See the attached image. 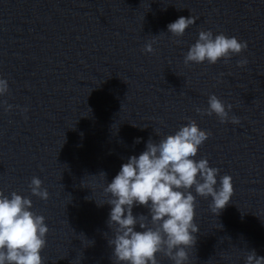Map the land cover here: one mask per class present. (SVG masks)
<instances>
[{
  "label": "water",
  "instance_id": "obj_1",
  "mask_svg": "<svg viewBox=\"0 0 264 264\" xmlns=\"http://www.w3.org/2000/svg\"><path fill=\"white\" fill-rule=\"evenodd\" d=\"M180 17L196 22L177 38L167 25ZM201 30L247 50L185 66ZM0 78L9 89L0 96V191L29 198L45 218L43 264H116L105 187L149 139L189 120L211 133L194 159L219 170L217 187L230 176L234 192L219 215L196 196L188 264H246L252 250L264 257V0H0ZM211 95L232 105L238 125L195 111ZM33 177L47 201L32 196ZM133 215L151 219L143 206Z\"/></svg>",
  "mask_w": 264,
  "mask_h": 264
},
{
  "label": "clouds",
  "instance_id": "obj_2",
  "mask_svg": "<svg viewBox=\"0 0 264 264\" xmlns=\"http://www.w3.org/2000/svg\"><path fill=\"white\" fill-rule=\"evenodd\" d=\"M195 17H180L167 25L174 37H182ZM153 39L143 49L154 54ZM247 42L221 33L201 30L198 40L184 57V64H217L221 59L227 63L233 55L247 50ZM248 61H238L243 68ZM9 91L8 83L0 78V96ZM6 104V102H5ZM12 106L7 105L6 111ZM232 105L215 95L208 98L207 109L196 108L201 116L215 115L220 123L238 125V117L229 116ZM27 111V109H23ZM136 127L135 125H133ZM211 133L200 130L196 121L189 120L174 135L154 143L151 139L146 150L138 157L131 156L122 164L119 173L104 191L110 196L107 204L111 206L108 226L113 231L109 245L113 247L116 264H159L158 254L167 257L173 264H188L186 249L193 248L199 227L194 223L196 196L211 198L210 210L219 215L233 196L230 176H217L219 170L211 168L207 159L194 158L198 149ZM139 143V139L135 141ZM105 178V174L101 173ZM29 188L32 196L47 201L49 194L42 187V181L33 177ZM195 190V196L192 189ZM102 205V204H98ZM32 201L16 192L6 196L0 191V264H43L42 250L46 247L49 228L45 218L32 209ZM149 209L151 219L144 215L134 216L133 207ZM145 221H150L151 227ZM139 225L142 231H136ZM246 264H264V257L257 256L255 250L246 255Z\"/></svg>",
  "mask_w": 264,
  "mask_h": 264
}]
</instances>
